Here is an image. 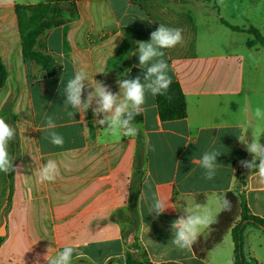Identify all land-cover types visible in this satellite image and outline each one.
<instances>
[{"label": "crops", "instance_id": "crops-1", "mask_svg": "<svg viewBox=\"0 0 264 264\" xmlns=\"http://www.w3.org/2000/svg\"><path fill=\"white\" fill-rule=\"evenodd\" d=\"M258 1L76 0V16L37 40L36 49L56 59V69L49 75L23 57L15 15L18 5L46 0H0V59L7 71L0 88V114L24 93L28 119L24 129L36 157L24 158L23 169L21 160L14 163L18 171L11 172V186L10 172H0V233L4 232L0 264H47V250L54 256L68 245L77 246L76 252L82 254H74L72 264H126L122 230L135 170L136 136L112 135L94 123L91 109L83 118L80 113L70 117L64 88L81 68L114 93L119 91L117 79L143 78L146 70L133 67L138 55L131 52L137 51V41L148 42L159 24L183 30V44L164 49L162 59L169 65L171 83L182 89L186 116L161 121L155 96H147L143 122L136 125L145 139L136 252L153 264H216L212 249L198 258L193 249L175 247L170 225L184 208L196 210L197 204L210 208L216 219L221 212L218 200L233 189L239 161L252 158L238 137H254L264 144V119L254 117L257 107L264 110V46L246 32L253 27L262 35V22L256 20ZM129 68L131 72L123 76ZM90 90L85 89L84 98ZM46 116L57 124L54 131L63 137L62 147L53 145L43 130ZM7 119L10 123L14 114ZM10 142L8 151L15 160L24 147L22 142ZM213 149L221 155L215 177L208 180L204 169L192 161ZM50 159L57 162L60 174L54 182L40 183L38 171ZM250 175L245 174L243 187L246 202L252 214L264 219V186L255 172ZM141 193L145 199H139ZM154 195L177 209L154 217L150 214ZM206 233L208 229L199 237ZM251 233L257 241L248 248L252 256H245L261 264L264 234L248 226L244 244ZM15 239L23 248L16 247ZM230 249L232 264V239Z\"/></svg>", "mask_w": 264, "mask_h": 264}, {"label": "clouds", "instance_id": "clouds-1", "mask_svg": "<svg viewBox=\"0 0 264 264\" xmlns=\"http://www.w3.org/2000/svg\"><path fill=\"white\" fill-rule=\"evenodd\" d=\"M183 42L182 29L159 24L158 28L150 33V40L148 42L137 41V51L131 52V55H138V64L133 67L146 70L143 78L136 76L135 78L117 79L119 91L115 93L104 82L89 78L83 68L76 71L74 77L68 80L64 88L66 97L64 106L66 110L71 109L68 111V115L71 117L80 113L83 118L91 109L94 123L112 135L137 136L139 128L133 121L145 111L144 105L147 96L163 95L171 84V79L168 76L169 65L162 59L165 55L163 50L171 49ZM130 72V68L126 69L123 76L127 77ZM86 88L91 90L84 98ZM244 111L247 113L249 109L245 107ZM254 117L264 119V110L257 107ZM45 119L46 124L43 130L48 132L50 142L55 146L62 147L64 139L54 131L57 124L50 116H46ZM16 131V128L8 124L5 119L0 118V172L18 171L14 168V158L8 151L9 142L15 138ZM238 140L252 156L251 160H240L241 167L249 170L251 175L255 172L259 185L264 186V144L254 137L248 140L245 136H239ZM219 155L221 153L215 149L206 151L198 161H192V163H198L204 169L205 178L212 180L219 167L217 162ZM59 174V165L55 160L50 159L40 167L37 174L38 182H54ZM139 199H145L144 193H141ZM152 200L150 214H154V217H159L169 208L177 209L166 198L154 195ZM218 205L222 211H231V201L226 197L219 199ZM214 223H216V219L210 208L198 204L196 210L186 207L183 209V215L171 222L170 229L173 233L171 242L181 250L191 251L201 233L211 228ZM76 248L77 246L74 245L64 246L54 256H49L47 250L44 259L47 264H72L74 254L82 255L76 252Z\"/></svg>", "mask_w": 264, "mask_h": 264}, {"label": "trees", "instance_id": "trees-1", "mask_svg": "<svg viewBox=\"0 0 264 264\" xmlns=\"http://www.w3.org/2000/svg\"><path fill=\"white\" fill-rule=\"evenodd\" d=\"M77 14L76 0H46L38 5H18L15 7V15L19 26L21 38V51L25 58L35 61L42 66L49 75L55 71L56 59L36 49L38 38L48 30L72 20ZM235 31H241L239 27H231ZM246 32L253 36L256 43L264 46V38L259 31L253 27L246 29ZM7 79V71L0 59V88ZM156 105L161 121L180 120L186 116V105L184 94L178 83H171L167 92L157 95ZM11 105H6L5 110H9ZM13 120V119H12ZM143 114L137 116L133 123L141 125ZM144 135L142 131L136 136L135 170L130 181V194L128 200L127 215L123 220L125 227L122 230V237L127 240L128 234L132 230H138L139 217L137 202L140 184L143 178V159H144ZM11 144V142H10ZM250 172L240 166L237 170V178L232 190L226 192L224 197L231 201V211H222L216 218L211 228L208 229L207 237H199L193 245L196 257L203 258L204 255L217 245L228 231L233 242V261L232 264H257L253 259H247L244 254V231L248 226L258 228L264 234V219L251 213L244 194L245 174ZM10 186L12 175L9 173ZM120 218V217H119ZM138 238L132 245H127L125 252L126 264H153L146 258H140L136 249L138 248ZM177 264V263H161Z\"/></svg>", "mask_w": 264, "mask_h": 264}, {"label": "rangeland", "instance_id": "rangeland-1", "mask_svg": "<svg viewBox=\"0 0 264 264\" xmlns=\"http://www.w3.org/2000/svg\"><path fill=\"white\" fill-rule=\"evenodd\" d=\"M256 11H257V19H256L257 22H262V27H260L259 30L264 36V18L260 17V15L264 17V0H261L260 2L258 1ZM24 98H25L24 93H21L19 95V101L17 103L16 101L12 102L9 110L7 108V110H5L4 113L0 114V117L5 119V121L8 124L12 125V124H16V122L18 124L17 126H14V128H16L17 131H16V136L13 140L17 143V145H19V143L22 142L24 151L22 152L20 156L19 149H18L17 156L15 157V160H13V165L14 163H17V162L19 163L21 160L19 169L24 168V158H28L32 161L36 159V157L34 156L32 152V146H33L32 140L28 134L27 135L25 134V129H24V128H27L26 123L28 122V119L26 117ZM9 113L14 114V119L10 120V123L8 122L9 120L7 119V116ZM208 234H209V231L208 233L205 234V237H207ZM257 237L258 236L255 234H252V233L248 234V239L246 240L248 242L245 241V244H244L245 245L244 254L246 255L251 254L252 256V253L248 251V248L250 245L253 246L255 244V242L257 241ZM260 237H263L264 239V236H260ZM14 242L16 243L15 245L18 249L23 248V244L21 243L22 241L20 239L18 240L15 239ZM230 243H231V236L229 232H227L222 237V240L212 248L211 255L213 257L214 262H216V264H229L228 260H230V258L232 257V250L230 249ZM261 254H262V258H264V252L261 251ZM261 264H264V259Z\"/></svg>", "mask_w": 264, "mask_h": 264}, {"label": "water", "instance_id": "water-1", "mask_svg": "<svg viewBox=\"0 0 264 264\" xmlns=\"http://www.w3.org/2000/svg\"><path fill=\"white\" fill-rule=\"evenodd\" d=\"M4 235L3 233H0V237H2ZM135 236H136V230H132L127 237L126 243L127 245H132L135 242Z\"/></svg>", "mask_w": 264, "mask_h": 264}]
</instances>
